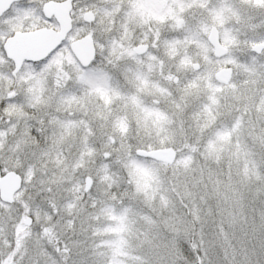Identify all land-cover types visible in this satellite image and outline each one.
<instances>
[{
  "label": "rangeland",
  "instance_id": "374dc122",
  "mask_svg": "<svg viewBox=\"0 0 264 264\" xmlns=\"http://www.w3.org/2000/svg\"><path fill=\"white\" fill-rule=\"evenodd\" d=\"M80 3L92 7L105 32L115 19L112 61L119 62L114 73L118 86L93 93L88 103L83 97H63L58 101L59 113L53 112L50 120L55 90L45 94L22 90L25 93L16 95L14 101L20 98L24 103H37L34 109L15 106L2 113L6 125L0 132V168L4 169L0 174L13 169L23 179L12 204L0 201V264H80L87 255L81 223L94 216L93 222L99 226L112 212H123L120 199L134 206V213H128L130 226L140 225L143 220L138 216L146 213L157 219L158 231L180 238L184 232L178 211L180 187L183 190L188 185L192 192L199 169L193 153L196 146L187 150L181 146L186 140L184 131H194L193 122L201 112L205 115L219 107L225 98L249 108L264 107V49L260 54L250 51L254 43H264V0ZM21 6V24H35L38 16L32 9L39 7L38 0H23ZM80 12L72 11L73 25L81 19ZM211 27L217 28L226 48L223 56L216 57L207 42ZM71 35H79L75 27ZM140 43L149 48L137 55L133 47ZM61 60L75 63L73 55L62 48L51 63L59 66ZM194 63L197 69L192 67ZM221 67L232 69L227 83L213 76ZM41 85L46 87L43 82L34 87ZM72 111L77 113L75 118L70 116ZM41 128L47 131H38ZM114 136H126L133 144L137 139L147 141L149 150L171 147L175 151L170 165L157 160L152 163L155 183L134 200L119 164L103 156ZM85 175L96 181L92 201L87 192L81 199ZM112 185L118 197L115 200L107 197ZM91 203L97 206L92 208ZM151 210L157 216H151ZM27 216H31L30 224H25ZM57 241L59 252L55 250ZM173 256L169 245L161 247V261L155 263L174 264Z\"/></svg>",
  "mask_w": 264,
  "mask_h": 264
},
{
  "label": "trees",
  "instance_id": "16d2710c",
  "mask_svg": "<svg viewBox=\"0 0 264 264\" xmlns=\"http://www.w3.org/2000/svg\"><path fill=\"white\" fill-rule=\"evenodd\" d=\"M193 125L181 145L185 150L196 146L199 165L192 192L187 185L178 195L183 235L172 239V233H161L157 219L146 213L138 216L143 222L137 226L119 210L99 226L93 216L79 228L87 253L80 264H156L160 248L168 245L174 264H197L200 258L204 264H264V107L225 98L219 107L201 112Z\"/></svg>",
  "mask_w": 264,
  "mask_h": 264
},
{
  "label": "snow or ice",
  "instance_id": "6c2138e0",
  "mask_svg": "<svg viewBox=\"0 0 264 264\" xmlns=\"http://www.w3.org/2000/svg\"><path fill=\"white\" fill-rule=\"evenodd\" d=\"M47 0H38V6L41 9V15L46 13L42 11L44 3ZM36 6V5H33ZM72 11L76 10L84 11L88 9L92 10V7L88 4H81L80 0H75V4H71ZM47 23H52V17H47ZM7 18L0 20V25H6ZM75 27L76 32L79 34L77 38L88 35L91 33L92 37V54L91 57L85 61L75 54V51L69 46V35L73 32ZM73 27H70L65 33L62 39H60L49 51L44 55L38 57L26 56L21 62L19 67H16L15 58L8 55V46L3 39H0V67L4 63L9 64V77L20 76L23 71L27 70L31 72V82L33 84H39L43 82L45 87V93H50L51 89L55 90L53 96L52 105L49 106L48 119H51L53 112L59 113L58 101L63 97H83L85 103H88L93 93H101L112 90L118 86V80L115 78V69L119 62L113 64V48H112V33L115 31V19H113V27L106 32L99 27L97 17L94 15L91 20L79 19ZM100 33V37L97 33ZM9 35H15L14 31H10ZM3 37V32L0 31V38ZM62 46H69V51L72 52L73 60L75 63L65 62L61 60L59 66L51 63L53 57L61 49ZM31 61L29 64L28 62ZM22 84L27 82L22 81ZM5 81L3 80V72L0 71V102L14 101L15 96L8 97L5 94ZM14 84L7 86V91H14ZM19 91L16 95H19ZM6 107V105H5ZM67 112V109L65 110ZM77 113L72 111L70 113L71 118H75ZM41 124L45 123V119L41 118ZM38 131H47V129L41 128ZM30 132V129H29ZM38 143V142H37ZM151 145L147 141L137 139L135 144L131 143L128 138L121 137L117 139L115 136L110 141V149L107 150L104 155L107 160H115L121 170L124 173L125 182L128 185V191L131 192V199H135L138 195L143 194L148 189H151L156 180V173L152 167V163L159 158L158 154L150 151ZM4 169L0 168V171ZM23 179V178H22ZM92 180V177H88ZM96 183L92 180L85 192L89 194V200L92 201V187ZM115 185L109 187L107 197L112 200L117 199V194L112 191ZM51 191V188L48 189ZM83 199V197H81ZM120 205L122 206L125 214L134 213L135 209L131 202L124 204L123 199H120ZM90 206L95 208L97 205L91 203ZM115 218V217H114ZM31 219V216H30ZM98 219V217H96ZM121 221L126 219V215L120 216ZM75 221H73V224ZM60 251L59 241L55 249ZM197 264H204L202 258L197 261Z\"/></svg>",
  "mask_w": 264,
  "mask_h": 264
},
{
  "label": "water",
  "instance_id": "95a60500",
  "mask_svg": "<svg viewBox=\"0 0 264 264\" xmlns=\"http://www.w3.org/2000/svg\"><path fill=\"white\" fill-rule=\"evenodd\" d=\"M158 1V0H151ZM71 7V0H63L60 2L49 0L43 5V12L46 16L54 15L59 20V30H53L48 27H40L31 31H18L15 35L7 38V46L11 45L15 48L14 53L11 55L15 58L16 67H19L20 62L26 56L38 57L44 55L51 49L60 39L63 38L65 33L71 27V19L69 17V9ZM92 11H86L84 19L91 20L93 17ZM207 40L213 47V54L216 57L222 56L226 53V48L221 45L218 39V31L215 27H211ZM92 38L89 35L82 36L70 43V47L75 51V54L81 59L87 61L92 54ZM263 43H257L251 46V50L259 53L263 49ZM147 49L146 44H138L135 46L134 51L138 54L144 53ZM194 69L198 68V64L192 65ZM232 75L230 67H222L215 71L214 78L218 81L227 83ZM158 154V161L165 163H172L175 158V151L171 147L151 149ZM105 157V155L103 154ZM90 175H85L83 179V190L92 183L89 180ZM22 178L19 173L14 170H8L0 175V200L5 203H12L15 193L20 189ZM30 216L25 218V224H30Z\"/></svg>",
  "mask_w": 264,
  "mask_h": 264
},
{
  "label": "flooded vegetation",
  "instance_id": "af4514ba",
  "mask_svg": "<svg viewBox=\"0 0 264 264\" xmlns=\"http://www.w3.org/2000/svg\"><path fill=\"white\" fill-rule=\"evenodd\" d=\"M23 0H0V20H4L5 18H7V24L6 25H0V31L3 32V37L0 39H3L6 43L7 38L13 36V35H9L10 31H14V32H18V31H31V30H35L38 29L40 27H48L51 28L53 30H59V20L54 16L51 15L52 17V23H47V17L46 15L42 16L41 15V9L39 7H37V9H32V10H36L35 16V21L36 23H29L27 25V23L25 24H21V17H22V3ZM49 1V0H47ZM53 1H63V0H53ZM161 1V0H159ZM158 1V2H159ZM71 4H73V0H71ZM27 10V9H26ZM31 10V11H32ZM31 11H27L28 13L30 12L33 15V12ZM43 11V9H42ZM87 10L80 12L81 13V19H84V14ZM69 17L71 19V27H73V22H74V17L72 14V7H70L69 9ZM91 36V35H90ZM78 39L77 37H72V35H69V46H70V42ZM137 45V44H136ZM135 45V46H136ZM69 46H62V50L63 52H67L72 54V52L69 51ZM135 46L133 47V49L135 48ZM149 46L147 44V50H148ZM8 55L11 56L14 51L15 48H13L11 45H8ZM137 54V53H135ZM137 55H141V54H137ZM29 64L31 63V61L28 62ZM9 64L4 63L2 67H0V71L3 72V80L5 81L4 87L9 85V84H13V82L15 81L14 84V91H7L5 92V94L8 97H13L16 96V92L19 91V95L25 93V92H38L41 94H45V87L43 85L40 86V88L38 87H34V84L31 82V72L30 71H23V73L20 76L17 77H9L8 76V71H9ZM25 81L27 82L26 84H22L21 82ZM42 84V83H41ZM38 85V84H35ZM33 86V87H32ZM25 91V92H22ZM54 91V89H51ZM50 90V93H51ZM6 91V90H5ZM37 93V94H38ZM17 100V99H16ZM35 104V105H34ZM37 103L34 102H28V103H24L22 99H18L17 101H4V102H0V132L2 131V127L5 128V121L3 120V112L5 109L9 108V107H15V106H20V108L25 109V110H33L34 106H36ZM6 105V107H5ZM7 171V170H6ZM5 173V171L3 172ZM2 173V174H3ZM0 174V175H2Z\"/></svg>",
  "mask_w": 264,
  "mask_h": 264
}]
</instances>
